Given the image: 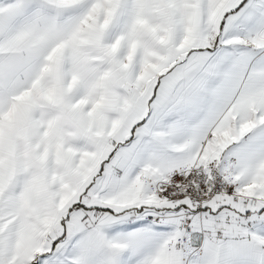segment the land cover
I'll return each mask as SVG.
<instances>
[{
	"label": "snow or ice",
	"instance_id": "6c2138e0",
	"mask_svg": "<svg viewBox=\"0 0 264 264\" xmlns=\"http://www.w3.org/2000/svg\"><path fill=\"white\" fill-rule=\"evenodd\" d=\"M0 264H264V0H0Z\"/></svg>",
	"mask_w": 264,
	"mask_h": 264
}]
</instances>
